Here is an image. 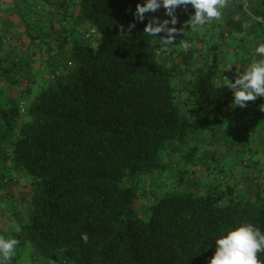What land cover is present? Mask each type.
Instances as JSON below:
<instances>
[{
  "label": "trees",
  "instance_id": "obj_1",
  "mask_svg": "<svg viewBox=\"0 0 264 264\" xmlns=\"http://www.w3.org/2000/svg\"><path fill=\"white\" fill-rule=\"evenodd\" d=\"M21 1L45 7L51 0ZM144 2L77 0L82 21L99 35L96 44L77 45L69 68L40 88L23 114L7 103L8 115L0 104V142L10 140L12 170L31 180L28 212L17 230L0 232L20 242L12 264H23L25 247L35 264H207L215 239L229 228L251 222L264 231V168L254 196H239L225 169L203 172L195 165L178 170L179 183L183 173L203 176L204 191L141 187L195 133L189 114L220 93L216 52L197 60L193 42L200 38L185 39L191 47L181 48L177 60L158 61L157 38L143 29L152 16L170 17L161 6L135 20L136 4ZM250 10L264 21V0ZM193 13L191 5L177 7L175 27ZM120 25L130 34H120ZM225 26L241 32L243 23L228 19ZM253 27L255 50L264 43V25ZM25 30L31 41L32 30ZM181 73L187 113L177 104ZM258 258L264 264V252Z\"/></svg>",
  "mask_w": 264,
  "mask_h": 264
},
{
  "label": "crops",
  "instance_id": "obj_2",
  "mask_svg": "<svg viewBox=\"0 0 264 264\" xmlns=\"http://www.w3.org/2000/svg\"><path fill=\"white\" fill-rule=\"evenodd\" d=\"M255 1L230 0V6L223 10L222 20L206 24L197 31L187 30V26L182 24L177 29L183 26L185 31L182 35L176 34V44L166 52L161 51L157 43V59L162 64H168L174 58L177 60L176 53L182 48L179 42L187 38L201 39V42H193V46L200 51L197 60L206 57L207 46L217 51L220 93L197 112L189 114L196 123V131L185 144L189 147V153L195 151L197 154L191 165L203 172L212 168L213 171L225 169L231 176L230 182L237 184L239 189V184H242L245 191L249 187L257 190L261 169L264 168V111L260 110L264 98L257 97L243 108L233 107V93L223 85L224 76L234 81L237 72H243L250 63L262 58L255 53L253 44L255 22L264 25V21L251 13L250 8ZM15 7H19L21 10L18 12L32 23L31 41L26 37L25 29L19 25L13 12ZM228 19L240 20L243 23L242 31L230 32L225 26ZM90 31L93 33L86 37ZM91 38L97 42L99 35L91 25L82 21L77 0H51L45 7L34 3L28 5L21 0H0L1 109L10 114L8 106L12 93L16 97L15 110L20 104L26 105L24 98L34 91L33 97L36 88L48 85L54 76L66 71L75 47L88 44ZM228 64L233 65L232 70L223 71ZM11 67L14 68L12 75L8 70ZM178 81L177 104L183 113H187L189 91L185 86L187 79L184 73L179 75ZM9 141L0 142V232L12 231L15 225L22 222L31 188L30 178L11 168ZM244 153L251 155L249 162L244 161ZM191 165L184 163L186 169H191ZM250 195L254 196L255 193Z\"/></svg>",
  "mask_w": 264,
  "mask_h": 264
},
{
  "label": "clouds",
  "instance_id": "obj_3",
  "mask_svg": "<svg viewBox=\"0 0 264 264\" xmlns=\"http://www.w3.org/2000/svg\"><path fill=\"white\" fill-rule=\"evenodd\" d=\"M188 5L192 6L194 13L183 24L187 26V30L197 31L206 24L222 20L223 10L230 6V0H145L143 4H136L134 16L135 20L143 21L146 13H154L161 6L164 8L170 19L161 20L152 16L145 24L143 32L156 37L160 50L166 52L176 44V34L182 35L185 31L183 26L180 29L175 27L177 23L175 10L177 7L186 10ZM134 27V22L128 25L129 30ZM119 28L120 34L125 32L130 34L123 25ZM161 33L165 35H160ZM179 43L185 51L191 47L187 41L180 40ZM255 53L262 58L250 63L243 72L236 71L234 81L224 76L223 87L232 91L233 107L243 108L247 106V102L255 101L257 97L264 98V43H260L255 48ZM232 66L228 64L223 71L232 70ZM260 110L264 111V104L260 105ZM82 239L85 243L88 242L86 234H82ZM19 243L15 237L0 236V264H12ZM261 252H264V231L251 222H243L234 228H229L215 239V251L207 264H262L258 258Z\"/></svg>",
  "mask_w": 264,
  "mask_h": 264
},
{
  "label": "rangeland",
  "instance_id": "obj_4",
  "mask_svg": "<svg viewBox=\"0 0 264 264\" xmlns=\"http://www.w3.org/2000/svg\"><path fill=\"white\" fill-rule=\"evenodd\" d=\"M13 7H14V5H13ZM18 10H21V9L19 7H15L13 12L17 17L19 25L23 29H25L27 27V28H30L32 30V23L30 22V20H28V18L26 16H23L22 15L23 13H19ZM20 15L23 16V18H21ZM88 44L95 45L96 39H94V38L88 39ZM216 48L218 49V46H216ZM214 50L215 49L212 46H210V47L207 46V48H206L207 55L209 57H211ZM216 53H217V51H216ZM36 90L38 91L39 89L36 88ZM37 91H36V93H37ZM32 93H30L28 96H26L24 98L23 101L26 105L30 102L31 98H33L31 96ZM10 97H12V99L10 98V104L11 105L15 104L16 103V97L13 95V93L10 95ZM184 144L180 145L179 151L177 153H172L170 155V161L166 162V164H167L166 169H164L162 172L160 171V172H154L152 174H149L148 176H146V178L143 177V179L140 181V185L143 189L152 190L154 192L159 191L161 194L162 192H164V190L174 189V187L178 186L179 184H181L179 186V188H182L183 190L191 188V189H194L197 191H204L207 188V183H205L207 181H204L205 180V179H203L204 177L201 176L202 180L200 179L201 180L200 181V180H197L195 177L191 176L192 173L190 174V176L187 179H185L187 175L183 173L184 180L181 181V183H179V178H181V177H179L180 172H178V170L183 171L186 168V167H184V163L186 165V162L189 165L193 164L194 159L197 156L195 151H193L192 153H189V147H187L186 144H185L186 148H185V150H183L182 146H184ZM246 156L247 155L244 153V158H243L244 160H245ZM210 166H212V165L210 164ZM191 167H193V166L191 165ZM189 169H190V167L187 168V170H189ZM182 185H184L186 187H184ZM239 185L241 186V189H238V190L240 192L239 194H241V195L243 193L242 190H244L245 196L246 195L250 196V193H256L257 192L256 189H250V187H249V189H246L247 191H245V189H243V185L242 184H239ZM176 189H178V188H176ZM27 211H28L27 209H25L23 211L22 217L25 216V213ZM19 216L21 217L20 214H19ZM14 230H17L16 225H15ZM31 260L32 259L30 257V250H29V248L26 249V247H25L24 251H22L21 261L23 264H35ZM61 262L62 261H57V260H46V261L38 260V263H36V264H61Z\"/></svg>",
  "mask_w": 264,
  "mask_h": 264
},
{
  "label": "built area",
  "instance_id": "obj_5",
  "mask_svg": "<svg viewBox=\"0 0 264 264\" xmlns=\"http://www.w3.org/2000/svg\"><path fill=\"white\" fill-rule=\"evenodd\" d=\"M92 33H93V31L88 32L87 35H86V37H90ZM70 63L71 62H69V65H70ZM18 110H19V113H18L19 115L23 114L25 112V105L24 104H20L18 106ZM249 159H250V156L247 155L246 158H245V160H249Z\"/></svg>",
  "mask_w": 264,
  "mask_h": 264
}]
</instances>
